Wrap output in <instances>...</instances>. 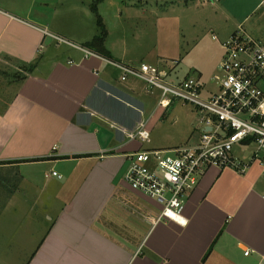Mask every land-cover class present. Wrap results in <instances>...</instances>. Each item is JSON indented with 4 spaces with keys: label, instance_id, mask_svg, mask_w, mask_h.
I'll return each instance as SVG.
<instances>
[{
    "label": "crops",
    "instance_id": "obj_1",
    "mask_svg": "<svg viewBox=\"0 0 264 264\" xmlns=\"http://www.w3.org/2000/svg\"><path fill=\"white\" fill-rule=\"evenodd\" d=\"M46 8L44 0H0V264H259V165L243 174L205 170L187 196L184 225L156 223L160 205L123 178L129 155L169 149L144 147L149 133L133 137L171 104L157 102L147 115L138 81H121L86 47L98 28L78 36ZM241 31L264 43V24ZM106 41L109 60L127 65Z\"/></svg>",
    "mask_w": 264,
    "mask_h": 264
},
{
    "label": "built area",
    "instance_id": "obj_2",
    "mask_svg": "<svg viewBox=\"0 0 264 264\" xmlns=\"http://www.w3.org/2000/svg\"><path fill=\"white\" fill-rule=\"evenodd\" d=\"M212 40H217L216 36ZM220 47L223 55L219 75L214 76L218 90L208 97L202 96L203 87L196 78L172 84L157 68L143 63L123 65L102 57L120 72L121 81L138 79L146 84L148 92L159 90L158 107L167 108L172 103L170 99H176L196 107L202 115L195 146L138 151L127 158L130 163L123 179L132 191L160 205L156 223L168 220L184 225L180 220L183 221L187 196L205 170L229 169L243 174L256 163L264 180V43L239 30L220 42ZM80 50L86 57H96L86 49ZM145 126L133 139H148ZM248 147L254 148L248 161L233 155L235 148L241 154ZM46 177L61 180L56 172ZM243 255L248 256V252ZM259 264H264V257Z\"/></svg>",
    "mask_w": 264,
    "mask_h": 264
},
{
    "label": "rangeland",
    "instance_id": "obj_3",
    "mask_svg": "<svg viewBox=\"0 0 264 264\" xmlns=\"http://www.w3.org/2000/svg\"><path fill=\"white\" fill-rule=\"evenodd\" d=\"M45 3L46 14L59 19L65 29L78 36L87 26L99 30L94 13L97 10L108 33L107 47L124 54L127 65L143 63L169 71L174 82L187 76L196 78L203 87V97L218 90L214 76L219 75L223 54L219 41L227 40L241 27L247 30L254 22L264 24V0H44ZM51 9H55V15ZM88 11L91 20L84 16ZM213 35L217 40H212ZM135 82L150 105L148 115L156 108L161 92L156 89L146 93V84L137 79ZM170 101L166 110L159 111L157 124L147 129L149 144L144 143V147L150 150L192 147L198 142L202 117L198 109L180 100ZM237 149L233 155L244 161L254 151L248 147L239 154Z\"/></svg>",
    "mask_w": 264,
    "mask_h": 264
},
{
    "label": "trees",
    "instance_id": "obj_4",
    "mask_svg": "<svg viewBox=\"0 0 264 264\" xmlns=\"http://www.w3.org/2000/svg\"><path fill=\"white\" fill-rule=\"evenodd\" d=\"M93 8V7H92ZM95 10L94 8L92 9ZM94 13L97 16V27H99V35H97L96 38H94L90 43L86 45V47L94 51L96 54L98 53L102 57L109 59L108 53L105 50L104 42L107 35L106 29L102 24L101 18L97 14V10L94 11ZM35 67L33 65H30L29 67L25 68L27 71H32Z\"/></svg>",
    "mask_w": 264,
    "mask_h": 264
},
{
    "label": "bare ground",
    "instance_id": "obj_5",
    "mask_svg": "<svg viewBox=\"0 0 264 264\" xmlns=\"http://www.w3.org/2000/svg\"><path fill=\"white\" fill-rule=\"evenodd\" d=\"M176 220H178V219H176Z\"/></svg>",
    "mask_w": 264,
    "mask_h": 264
}]
</instances>
